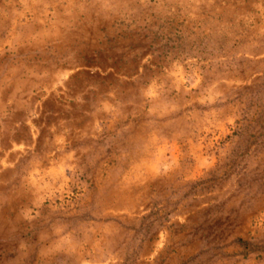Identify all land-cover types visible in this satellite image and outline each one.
Returning a JSON list of instances; mask_svg holds the SVG:
<instances>
[{
  "label": "rangeland",
  "instance_id": "1",
  "mask_svg": "<svg viewBox=\"0 0 264 264\" xmlns=\"http://www.w3.org/2000/svg\"><path fill=\"white\" fill-rule=\"evenodd\" d=\"M0 264H264V0H0Z\"/></svg>",
  "mask_w": 264,
  "mask_h": 264
}]
</instances>
